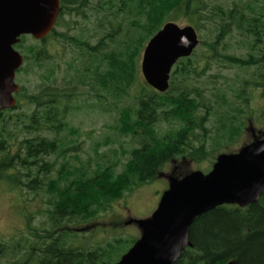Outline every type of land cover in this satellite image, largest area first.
I'll list each match as a JSON object with an SVG mask.
<instances>
[{"label": "trees", "instance_id": "1", "mask_svg": "<svg viewBox=\"0 0 264 264\" xmlns=\"http://www.w3.org/2000/svg\"><path fill=\"white\" fill-rule=\"evenodd\" d=\"M168 21L207 30L209 39L200 35L206 51L179 59L168 90L160 92L141 85L140 62L148 41ZM59 45L68 51L60 53ZM17 48L25 58L21 69L38 73L40 83L35 91L22 86L15 107L0 111V181L50 199L43 226L30 224L27 233L0 239V264H112L139 237L84 247L76 244V226L160 178L171 161L207 159L209 139L217 149L242 136L250 112L228 94L247 104L253 88L264 91V0H60L52 31L42 39L23 35ZM214 63L235 67L236 74L225 88L211 81L212 100L206 95L211 88L197 81ZM84 93L105 110L118 109L114 128L132 144L120 171L118 160L106 155L93 170L71 165L78 157L67 154L78 146L63 133ZM190 241L193 246L174 264H264V192L246 207L223 204L198 216Z\"/></svg>", "mask_w": 264, "mask_h": 264}, {"label": "water", "instance_id": "2", "mask_svg": "<svg viewBox=\"0 0 264 264\" xmlns=\"http://www.w3.org/2000/svg\"><path fill=\"white\" fill-rule=\"evenodd\" d=\"M60 0H0V111L14 108L19 90L16 71L24 62L15 48L21 36L46 37L54 28ZM200 43L192 24L166 22L148 41L141 61V73L154 89L170 86L173 66L189 57ZM264 192V138L243 145L236 152L219 154L210 171L196 169L177 177L169 176L151 216L131 219L140 237L112 264H174L187 246L195 219L223 204L246 207ZM232 264V263H229Z\"/></svg>", "mask_w": 264, "mask_h": 264}, {"label": "rangeland", "instance_id": "3", "mask_svg": "<svg viewBox=\"0 0 264 264\" xmlns=\"http://www.w3.org/2000/svg\"><path fill=\"white\" fill-rule=\"evenodd\" d=\"M222 1L225 2V0ZM179 24L185 25L183 22ZM198 33L202 39H209L207 30H202ZM31 40H28V42ZM59 49L60 53L68 51V48L62 45H59ZM235 50L240 53V49ZM205 51L206 46L201 44L195 49V53L198 56H202ZM69 56L68 54L63 59L65 60ZM235 74V67H228L227 64L214 63L212 68L205 73V76L197 82L200 85L203 83L202 86L207 89L211 88V91L209 90L206 93L209 96L210 92L212 94V91H214L212 85L214 83H211V81H216L217 83L215 85H220L222 88H225L229 84L234 83L232 78H235ZM139 79L140 83H142L141 85L147 88L150 87L142 73H140ZM17 80L21 87L24 86L29 91H35L37 85L40 83L38 73H27L25 71L17 76ZM236 84L238 83L236 82ZM138 87V84L134 86L132 94H134ZM263 93L262 88H253L251 98L247 104L239 101L230 93L228 94V99L231 102H239L244 110H248L251 113L248 116L250 117L249 120L248 118L246 119L248 120V126L236 143L224 144L216 149L213 146V140L209 139L208 148L210 155L207 159L197 162L190 157H179L171 161L165 166L160 178L150 183L142 184L133 191L127 192L123 198L115 201L108 211L100 213L88 222L80 223L78 227L76 226V228H79L80 234V238L76 244L84 247H93L119 236H123L124 238L132 237V239L138 237L141 235L140 227L135 222L128 224V221L131 219H143L152 215L158 206L163 192L169 187V176L171 174L182 177L196 169L207 172L208 169L212 168L219 154L223 152H236L243 145L257 138H264V120L261 116L264 110ZM210 98L215 100L214 95H210ZM91 99L92 97L90 95L85 93L81 94L77 100L78 107L80 108L74 110L69 116L70 128L65 130L63 135H65L67 141L70 140L78 148L75 152L68 153L67 156L68 158L74 155V157H78L72 158V166L78 167L85 163L88 164V169L90 170H93L98 163H102L110 156V158L118 160L117 171H120L128 159V151L131 149L132 144L128 137L119 136L114 128L117 123L118 109L115 107L112 110H105L100 100ZM22 104H25L24 101H22ZM215 120L216 115H212L208 122L209 128L213 129V125H216ZM9 126L15 132L20 131L19 129L15 130L13 124ZM162 126L165 129L169 127L167 123H162ZM73 129L76 132H72ZM20 135L22 136L23 134L21 133ZM106 139L115 140L105 145ZM95 148L98 149V153H96ZM114 150L119 151L118 155L112 154ZM62 162L63 159L57 160L56 167L60 168ZM49 199L50 195L45 192H41L40 194L29 193L25 190L14 188L7 182L0 181V239L8 240L12 236L27 233L26 230L30 224L34 227L43 226L47 222L46 208ZM129 244L130 241L126 248Z\"/></svg>", "mask_w": 264, "mask_h": 264}, {"label": "flooded vegetation", "instance_id": "4", "mask_svg": "<svg viewBox=\"0 0 264 264\" xmlns=\"http://www.w3.org/2000/svg\"><path fill=\"white\" fill-rule=\"evenodd\" d=\"M16 48H17V45H16ZM18 49V48H17ZM24 66V65H23ZM23 66H21V67H23ZM21 67L17 70V72H16V82L18 81L17 80V76L21 73V72H23L24 73V70L23 69H21ZM18 83V82H17ZM19 84V83H18ZM20 86V85H19ZM21 87V86H20ZM20 87H19V90L14 94L15 95V97H16V94L20 91ZM17 99V98H16ZM227 205H235V204H227ZM237 205V204H236ZM204 214V213H203ZM202 215V214H201ZM193 244V243H192ZM193 246V245H192ZM229 263H232V264H236V262H233V261H230ZM228 263V264H229Z\"/></svg>", "mask_w": 264, "mask_h": 264}]
</instances>
